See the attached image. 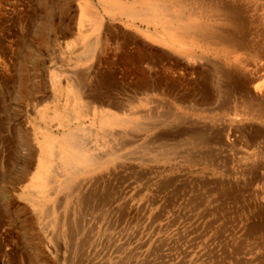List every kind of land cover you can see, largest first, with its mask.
Segmentation results:
<instances>
[{
    "label": "rangeland",
    "instance_id": "1",
    "mask_svg": "<svg viewBox=\"0 0 264 264\" xmlns=\"http://www.w3.org/2000/svg\"><path fill=\"white\" fill-rule=\"evenodd\" d=\"M144 1L0 0V264H264V55L117 9Z\"/></svg>",
    "mask_w": 264,
    "mask_h": 264
},
{
    "label": "bare ground",
    "instance_id": "2",
    "mask_svg": "<svg viewBox=\"0 0 264 264\" xmlns=\"http://www.w3.org/2000/svg\"><path fill=\"white\" fill-rule=\"evenodd\" d=\"M263 5L264 4H262V6ZM262 6L258 8L262 10L263 9L261 8ZM117 9L119 11L123 9L125 13L132 16L135 20H138L143 23H148L150 20L152 21L153 19H156L159 22V24L167 23L165 27H166V30L170 32V34L175 33L176 35L191 37V38H196V39H200L202 36L206 35L208 38L212 40H216L217 37L215 35H218V34H216V31H214V29L208 28L204 24L202 25L198 21L194 20L197 18L211 19V20H214L215 22H218L221 25L227 26L225 30L221 28L224 31V35H222V41H224L225 43L230 41L229 43L233 44L231 45V47L234 48L235 52L240 53L241 55L250 54L251 59H253L255 63H256L255 61L256 59L262 58L264 55V51H263L264 25L261 24V22L259 21V18L257 20L255 16H252L250 14V11H252V8L250 6L244 7V5H240V4L233 5V4H228V3L219 4L218 2H210V1L199 2L198 0L194 3H191V5L190 3H184V2L183 3L182 2L173 3L170 0H146L144 2H141V4H139V8H137V6L132 3V4L127 5L126 7H123L122 5L121 6L117 5ZM193 16H195V18ZM172 23H177V27L175 28L171 27ZM251 73H252V77L250 75V78L249 80H247L246 84L248 85V87L249 86L252 87L251 88L252 90L250 89L251 92L254 91V92L260 93L261 91H263V88L259 83L256 82V77L259 72L257 73L256 71H254L253 73L252 71ZM243 84L244 83H242V85ZM242 105H245V108H244L245 110L241 108ZM235 108H238V107H235ZM238 109H241V110L234 113V116L251 115L253 111L255 113L257 112V110L255 111L253 106H251L248 101L247 102L240 101V107ZM234 110L236 111L237 109H234ZM261 116H262V113L260 110H258V112L256 113V117L260 119ZM109 122H115V121L111 120ZM56 143H57L56 145H52V143H50L49 148L51 149V146L52 147L57 146L61 154L62 162L64 163L65 168L74 170L78 165L93 164V161L85 153L83 148L78 144V138L74 133L68 134L61 141L56 142Z\"/></svg>",
    "mask_w": 264,
    "mask_h": 264
}]
</instances>
